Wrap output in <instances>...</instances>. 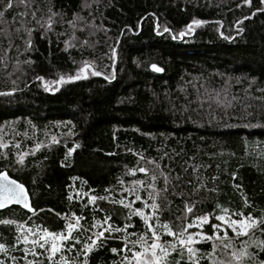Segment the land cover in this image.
Returning a JSON list of instances; mask_svg holds the SVG:
<instances>
[{
    "label": "trees",
    "instance_id": "16d2710c",
    "mask_svg": "<svg viewBox=\"0 0 264 264\" xmlns=\"http://www.w3.org/2000/svg\"><path fill=\"white\" fill-rule=\"evenodd\" d=\"M0 13V172L34 209L0 211V264H129L149 224L171 244L161 225L179 234L207 217L208 230L222 214L257 221L223 253L264 262L261 0H0ZM83 63L99 75L70 79ZM74 219L51 261L21 239ZM217 245L197 243L195 264Z\"/></svg>",
    "mask_w": 264,
    "mask_h": 264
},
{
    "label": "snow or ice",
    "instance_id": "6c2138e0",
    "mask_svg": "<svg viewBox=\"0 0 264 264\" xmlns=\"http://www.w3.org/2000/svg\"><path fill=\"white\" fill-rule=\"evenodd\" d=\"M248 2H249V0H244V3H248ZM261 3H264V0H261ZM10 5H11V0H7V6H10ZM0 15H2V13H0ZM202 23H204V22L194 19L191 24L187 25V29L190 32L192 30L193 25H200ZM180 35H184V32H181ZM152 67L155 71H161V69L158 68L156 65H152ZM81 71H83V69H81ZM94 74L99 75V73H94ZM77 78L78 77H70V79H77ZM37 79H43V78L37 77ZM63 79L64 78L61 77L60 80L55 81L54 83L59 84L63 81ZM0 147H3V145H0ZM157 167H159V166H157ZM139 171L140 172H146L147 169L141 167L139 169ZM155 179H156V177L153 176V180H155ZM164 179H165V184L167 185L168 178L164 177ZM166 191H167V188L158 190V192H166ZM91 199H95V197H92ZM136 199L139 200L140 196H137ZM26 200H27V196H26V193L24 190V186L22 184L17 183L16 180L9 179V177L4 172H0V208L4 207L6 202L11 203L13 201H15L17 203L23 202L24 206L28 207ZM120 203L123 204L124 201L121 200ZM126 206L131 207V204L129 203ZM152 207L157 208L158 205L153 203ZM185 210L188 212H191L192 208L188 207L186 205ZM136 211L139 214L140 210L137 209ZM196 219H199L202 222L207 221V217H197ZM217 219H223V217L218 216ZM145 222L147 223V221H145ZM3 223H12V222L11 221H3ZM260 223L264 224V220H261ZM256 224H257V221L255 219H248V218H246L245 220H233V221H231V226L233 227V230L236 231L237 235L247 234L248 229L255 227ZM76 226L77 225L72 224V223H69L67 225L69 230L75 228ZM93 226L95 227V225H93ZM161 227H163L167 231L168 235L181 237V238H179V245L181 248V258H182L183 250L187 249V251L189 253V259L193 260L194 250L188 246L193 242V234L187 233L185 229H181V233L177 234V233L171 231L167 224H163V225H161ZM189 227H191V225H189ZM214 227H217V226H214ZM148 228L150 231H152V243H151V245L143 246L142 251L133 252L131 258L126 257V259L129 261V264H131L132 259H135L136 264H165V258L170 255L168 249L172 248L173 250H175V248H176L175 244H168L167 246H164L163 244L158 243L159 233L150 224L148 225ZM49 235H52V234H49ZM101 235H102V233H101ZM185 235L187 236V240L182 238ZM198 235H200L202 239H210L211 238V237L204 236L202 233H199ZM68 239H69V236H66V235H59V236L52 235L53 242H52L51 247L49 249V251L51 252V255L49 256L50 261L52 259V256H54L60 250L59 246L55 243V241L56 240H68ZM141 241H143V237H141ZM25 242H27V237H25ZM33 243H35V241H33ZM95 243H96V240H93L92 244H95ZM133 243H135V241ZM224 246L228 247L229 245L225 244ZM3 247H4V245L0 244V249H3ZM40 247L44 248L45 244L41 243ZM90 247H91V245H85L86 249H88ZM157 250H159V252H157ZM112 251L115 252L116 249H112ZM148 253H150V255H147ZM84 254L87 255V252L85 251ZM243 255H246V252L244 251V249H241L240 255L237 257V259H239L240 256H243ZM64 264H66V262H64ZM176 264H180V260H177ZM193 264H195L194 260H193ZM262 264H264V262H262Z\"/></svg>",
    "mask_w": 264,
    "mask_h": 264
},
{
    "label": "rangeland",
    "instance_id": "374dc122",
    "mask_svg": "<svg viewBox=\"0 0 264 264\" xmlns=\"http://www.w3.org/2000/svg\"><path fill=\"white\" fill-rule=\"evenodd\" d=\"M91 64L89 63H83L81 64V67L79 69V71L77 72V75L75 77H86L92 73H94V69L91 68ZM81 69H83V71H81ZM219 217H223V219H218L219 220V224H217V227H214L215 225H212L211 228H208L204 226L206 225L205 222H202L201 220H197V221H193L192 223L188 224L185 227V230L187 233L189 234H193V242L188 245L189 247H191L194 250V246L197 245V243H203V242H217V249H216V253L213 254L212 256V260L210 264H241V259L242 256H240L239 259H237V257L240 255V252L238 254V251H236L233 248L230 249V255L228 258V254L223 253L225 248L224 244H235V243H240L242 244L241 239H243L245 236H248L250 234V232L255 228H250L247 231V234L245 235H237L236 231L233 230V227L231 226V221L233 220H245L248 217H233L231 215L228 214H222ZM248 219H252V218H248ZM72 224L77 225L78 221L76 219H74L72 221ZM189 225H191V227H189ZM75 228L69 230L68 227L66 229V231L63 234H55L56 236L59 235H66L69 236L71 231L74 230ZM212 230L211 234H208L207 231ZM199 233H202L204 236L207 237H211L210 239H202L200 235H198ZM53 233H49L46 231H38V232H30V233H26L23 234L21 236V239L23 242H25V237H27V242H25V244H30L31 247H33L34 245H39L41 243H44L47 250H45L48 254V257L51 255V252L49 251L51 244L53 242L52 240V235H49ZM101 235H99L100 237ZM43 238V239H42ZM179 238L178 236H173V240L171 242V244H175L176 248H180L179 245ZM183 239L187 240V236H183ZM33 241H35V243H33ZM65 240H56L55 243L59 246V251L52 256V259H54L55 257L60 255V251H61V246H62V242H64ZM39 242V243H38ZM233 242V243H232ZM152 243V234H151V238L150 241H147L145 243H142L140 245V249L138 251H142L143 250V246L145 245H151ZM158 243L163 244L161 241L158 240ZM164 246H167L168 244H163ZM30 247V249H32ZM29 248V247H28ZM240 248H244L242 245H240ZM28 249V250H30ZM245 249V248H244ZM172 250V248H169L168 251ZM187 250V249H186ZM157 252H159V250H157ZM194 254H195V250H194ZM193 254V256H194ZM147 255H150V253H148ZM222 256V257H221ZM131 264H136L135 259L131 260Z\"/></svg>",
    "mask_w": 264,
    "mask_h": 264
},
{
    "label": "water",
    "instance_id": "95a60500",
    "mask_svg": "<svg viewBox=\"0 0 264 264\" xmlns=\"http://www.w3.org/2000/svg\"><path fill=\"white\" fill-rule=\"evenodd\" d=\"M152 65H156V64H152ZM152 65H150V67H149V69H150L151 72H153L155 74H161L162 73V68H160L158 65H156L158 68L161 69V71H155L153 69ZM1 172H4L9 177V179L15 180L14 178L10 177L6 171H1ZM17 183L22 184L19 181H17ZM24 190H25V193H26V196H27L26 203L28 204V207H25L23 202L17 203L15 201H13L11 203L6 202L5 205H4V207L0 208V211L6 210V209H8L10 207H19L21 210H23V211H25L27 213L33 214L34 209H33L32 205H31V200H29L30 199V196H29V193H28L27 188L25 186H24Z\"/></svg>",
    "mask_w": 264,
    "mask_h": 264
}]
</instances>
